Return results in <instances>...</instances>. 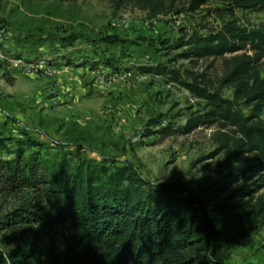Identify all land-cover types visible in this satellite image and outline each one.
<instances>
[{"label": "rangeland", "instance_id": "374dc122", "mask_svg": "<svg viewBox=\"0 0 264 264\" xmlns=\"http://www.w3.org/2000/svg\"><path fill=\"white\" fill-rule=\"evenodd\" d=\"M173 3L180 12L154 17L131 5L116 8L109 0H0L1 132L16 135L25 129L72 160L107 157L131 162L146 181H183L188 192L213 199L217 186L211 185V169L240 134L214 116L213 122L181 133L188 119L209 107L167 75L142 67L162 63L178 69L186 81L228 100L236 113L264 120V107L255 116L253 103L235 97L233 83L223 81L232 54L190 59L177 56L184 46L173 47L180 37L205 34L233 16L246 27L264 24V12L233 8V16H218L213 9L226 7L224 0H208L194 10H187L189 0ZM73 35L78 37L72 39ZM106 35L121 41L107 44L100 40ZM246 53L252 54L247 47ZM104 56L118 59V68L106 65ZM68 58L79 64H67ZM255 69L263 74V59ZM168 124L170 128L163 130ZM0 156L8 155L0 150ZM257 176L225 183L218 199L234 195ZM260 193L264 186L251 195ZM15 200L0 191V216ZM1 236L0 232V251L6 254L9 248ZM62 245V235L55 232H42L38 242L43 254L50 246L59 250ZM227 262L264 264V224L232 246Z\"/></svg>", "mask_w": 264, "mask_h": 264}, {"label": "trees", "instance_id": "16d2710c", "mask_svg": "<svg viewBox=\"0 0 264 264\" xmlns=\"http://www.w3.org/2000/svg\"><path fill=\"white\" fill-rule=\"evenodd\" d=\"M207 1L189 0L187 10ZM224 1L226 7L213 9L218 16H233V8L264 12V0ZM109 2L116 8L131 5L154 17L180 12L173 0ZM100 40L107 44L121 41L114 35ZM89 41L97 52L93 39ZM175 46L185 47L178 57L190 59L232 54L223 81L233 83L235 97L253 103L255 116L262 111L264 71L260 75L255 63L260 59L264 62V24L246 27L237 24L233 16L205 34L180 37ZM240 50L243 52L237 53ZM76 61L66 60L71 65ZM103 61L118 68L114 57L104 56ZM142 69L167 75L209 107L188 119L179 128L181 133L220 118L240 134L211 169V185L217 186L214 198L188 192L183 181H146L131 162L107 157L72 160L63 150L46 146L25 129L16 135L0 130V150L8 155L0 156V191L16 196L15 203L0 216L1 238L9 248L6 254L0 251V264H228L232 246L264 224V193L251 195L264 186V120H250L236 113L228 100L186 81L178 69L162 63ZM256 175V180L242 184L234 195L218 199L225 183ZM42 232L62 235L61 249L50 246L47 253H41L38 242Z\"/></svg>", "mask_w": 264, "mask_h": 264}, {"label": "built area", "instance_id": "2783aa9c", "mask_svg": "<svg viewBox=\"0 0 264 264\" xmlns=\"http://www.w3.org/2000/svg\"><path fill=\"white\" fill-rule=\"evenodd\" d=\"M2 31V30H1ZM0 36H1V33H0Z\"/></svg>", "mask_w": 264, "mask_h": 264}]
</instances>
